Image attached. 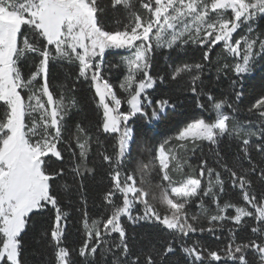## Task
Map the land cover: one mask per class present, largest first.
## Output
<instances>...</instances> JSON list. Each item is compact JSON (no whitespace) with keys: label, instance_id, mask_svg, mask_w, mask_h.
<instances>
[{"label":"snow or ice","instance_id":"1","mask_svg":"<svg viewBox=\"0 0 264 264\" xmlns=\"http://www.w3.org/2000/svg\"><path fill=\"white\" fill-rule=\"evenodd\" d=\"M137 3L147 11L146 16L135 10ZM111 7L116 11L122 7L127 13V23L116 30L103 25L100 14L106 9L98 0H0V264H22V234L32 215L49 206L55 211L50 232L55 262L70 264L69 250L61 246V225L67 213L59 206V196L53 189V182L65 172L63 168L49 170L48 159L63 160L59 145L67 139L74 177L95 171L88 167L92 124L77 122L74 130L66 127L67 117L79 102L75 85L62 86L59 94H54L48 82L53 60L75 65L76 79L90 81L98 109L95 132L115 138L111 153L106 149L98 152L108 166L111 187L104 196L105 215L89 221L85 213L81 257L95 255L106 246V252L116 249L114 264H157L152 251L143 253V260L140 255L133 256L123 224L126 217L132 223L145 221L167 232L170 239L157 253L161 257L173 254L180 243L192 264H204L205 253L209 264L220 262V251L201 250L198 244L185 243L186 238L196 232L215 234L217 223L231 221L239 227L251 218L255 226L244 240L237 242L234 229H229L224 257L232 264H264V190L257 194L252 186L253 174L264 184V165L252 159L255 151L264 160V91L248 108L256 120L242 122L231 97L217 99L205 84L210 80L206 70L210 74L214 67L217 76L221 72L232 74L229 79L235 100L244 95L242 78L251 73L257 57L264 59V31L258 25L254 27L257 20L264 19V0H111ZM239 29L246 31L237 39L234 33ZM190 43L200 46V60L176 64L171 79L186 76L188 90L197 97L196 108L207 115L190 119L174 137L150 144L147 161H134L133 118L140 115L155 121L168 109H175L170 99H156L148 91H155L157 79L167 78L152 75L156 56L171 59L172 52ZM220 45L223 64L213 62L210 56ZM109 50L126 52L120 61L126 74L118 90L103 76ZM228 54L234 63L227 62ZM29 56L33 64L25 74L20 62ZM225 137L237 146L232 166L218 159L221 172L210 166L207 158L195 168L189 164V148L195 154L204 142L217 145ZM244 161L248 167H244ZM186 167L191 171L186 172ZM152 172L159 179L156 187L165 208L163 215L148 199ZM224 173L231 181V190L226 187ZM203 198L210 200L214 210L205 206ZM193 202L198 203L199 215L188 212ZM203 219L209 227L203 226ZM113 234H118V241H109Z\"/></svg>","mask_w":264,"mask_h":264},{"label":"trees","instance_id":"2","mask_svg":"<svg viewBox=\"0 0 264 264\" xmlns=\"http://www.w3.org/2000/svg\"><path fill=\"white\" fill-rule=\"evenodd\" d=\"M98 4L101 8L106 9V11L100 15L102 23L107 29L116 30L118 25L127 23V13L122 7L118 11L113 10L111 7V0H98ZM135 10L141 15H147V11L141 8L139 3L136 4ZM257 25L259 26V30L264 31V19H261ZM199 47V45L191 43L185 45L184 47L178 48L176 51L172 52L171 59H166L165 56L157 54L154 66L151 69L152 75L154 77L166 76L167 78L163 81L157 79V83L154 85L155 91L151 89L149 92L152 93L156 99H170L171 103L175 105V109H168L166 113L161 114L155 121H149L147 117H141L140 115L133 118L130 122V126L134 128L136 134V143L132 145L131 152V158L134 161L138 159L147 161L150 157L146 149L150 144H158L168 137H174L175 133L190 119L201 115H207L204 110L196 108L197 97L188 90V86L186 84L188 78L186 76H182L177 81H172L171 79V71L176 64L185 60L188 62H198L200 60L202 53L199 50ZM222 47V45L217 46L210 53L213 62L219 61L221 64L225 62V57L221 55ZM124 55H126L124 50H109L106 53L104 60L103 76L108 79L109 82L117 88V90L119 83L123 80L124 75L126 74V69L120 63L121 57ZM226 59L227 62L234 63L231 54H228ZM113 65L117 66L113 67ZM169 65L172 67L170 68ZM206 75H210V80L206 79L205 84L211 89L213 95H215L217 99L227 98L230 96L234 107L239 109L238 118L242 122L256 120V116L254 114H250L248 112V108L250 107V104L258 98L261 91H264V59L258 57L251 75L242 78L244 95L239 101L235 100V97L232 94L229 79V76L232 75L231 73L221 72L219 76H217L215 68L213 67L210 74L207 73L206 70ZM75 95L79 102L78 106L77 108L71 110L66 119L67 128L70 122L74 121V126L71 130H74L77 122H83V124L88 125L85 117V113L88 110V105L84 99L85 97H83L76 88ZM122 107L127 110L126 104L122 105ZM148 111L150 113L151 109ZM91 155L92 145L88 160V167H94L95 171L92 173H83L82 176H77L81 187V204H79L78 207L66 204L60 206L62 211L67 213V216L62 221L61 225L64 229L61 242L62 247H66L67 242L65 244V240L71 239L72 232L79 224V218L81 217L84 219L85 213H87L89 221L92 219H100L106 213L104 196L109 190L108 179L107 176L91 162ZM186 158L188 159L189 164L194 168L199 165L201 159L207 158L210 166L216 167L218 171L222 172L223 169L217 165V160H222L228 163L229 166H232L237 158V146L235 141L225 137L222 138L217 145H209L207 142H204L196 148L195 154H193V151L189 148ZM252 159L254 163L264 165V160H262V158L255 151L252 152ZM243 163L244 167H248L247 161H244ZM132 167H134V163L132 164ZM185 171L190 172L191 169L186 167ZM196 175H198V172ZM179 178V176H176V179ZM148 179L151 181V193L148 197L149 202L157 208L161 215H163L165 213V208L159 201L160 190L156 187L159 183V179L157 178L155 172H152ZM223 179L226 182V187L231 190V181L227 173H224ZM252 181L253 189L257 194L264 190V184L260 183L255 174L252 176ZM204 183H207L206 178ZM153 197H155V199ZM226 198L227 197H225V199ZM203 202L205 206H210L214 210V205H211L208 198H203ZM220 202L222 204L223 200ZM140 209L142 211V206H140ZM52 211L53 224H55V211ZM188 212L190 215H199L200 208L198 203H191L188 206ZM136 214L137 212L134 210L133 215ZM246 221V224H242L239 227L235 226L231 221H224L222 225L217 223L215 225L217 228L215 234L207 231L203 233H191L189 237L186 238L185 243L189 245L193 243L198 244L201 250L212 249L220 251L222 260L220 262L211 261V264H232L231 261H226L223 253V249L226 247L230 237L229 229H234L235 238L237 242H240L251 235V226H255V221L251 218H246ZM201 223L205 228L210 226L207 219H203ZM123 224L126 229L127 241L133 256L140 255L141 260H143V253L152 251L157 264H192L191 258L187 257L181 251L180 243L175 245L173 254H169L166 257L157 255V253L162 251L165 240L170 239L167 232H160L152 224L145 221L132 223L131 221H128L126 217L123 219ZM108 239L110 242L118 241L119 237L118 234H113L108 237ZM105 247L99 248L95 255H90L81 260V264H114L116 257L113 253L116 252V249L113 248L111 252H106ZM70 255V264H76V256L72 251ZM249 258L251 259V254L249 255ZM20 259L22 264H31L22 257H20ZM53 264H56L55 259ZM204 264H209V259L206 253Z\"/></svg>","mask_w":264,"mask_h":264},{"label":"rangeland","instance_id":"3","mask_svg":"<svg viewBox=\"0 0 264 264\" xmlns=\"http://www.w3.org/2000/svg\"><path fill=\"white\" fill-rule=\"evenodd\" d=\"M259 21L260 20L256 21V25ZM256 25H254V27ZM25 31L27 32V29H25ZM245 31L246 29H239L237 33H234V37L237 39L240 38ZM22 39L23 37H21V40ZM256 61L254 62L253 67ZM32 64L33 57L29 56L27 60H21L20 67L22 71L27 74L32 68ZM77 71V67L67 61L53 60L49 65L48 82L54 94L58 95L62 90V86L70 87L75 85L78 92L85 97L84 99L88 105V110L85 113L86 121L88 124L91 123L93 128L91 162L107 176L108 188H110L111 184L108 175V166L102 163L101 159L98 157V152L106 149L108 153H111L112 148L115 145V138L103 133L97 136V133L95 132V124L98 119V109L93 99L94 89H91L90 81H85L84 78H80L79 80L76 79ZM251 73H248L245 76H250ZM150 90L151 89L148 91ZM73 126L74 121L70 122L68 129L71 130ZM64 135L67 137L69 133L66 131ZM72 147L74 148V145H72ZM59 148L63 154V160H57L55 157H51L48 159V167L49 170L55 169L57 171L63 168L65 174L63 177L58 178L53 182V189L59 196V206L66 204L78 207L79 204H81V187L78 177H74L70 170V153L66 150L68 148L67 139L60 143ZM53 226V211L50 209V206L48 210L32 215L31 220L21 237L23 245L21 257L24 260H27L31 264H53L55 257L53 248L51 247L50 237V232ZM83 239L84 226L83 219L80 217L78 226L71 234V239L65 240V244L67 242L66 248L69 250V253L72 251L76 256V264H81V260L84 259V257L79 255V248L83 243Z\"/></svg>","mask_w":264,"mask_h":264}]
</instances>
